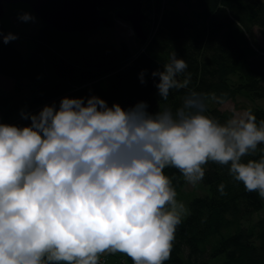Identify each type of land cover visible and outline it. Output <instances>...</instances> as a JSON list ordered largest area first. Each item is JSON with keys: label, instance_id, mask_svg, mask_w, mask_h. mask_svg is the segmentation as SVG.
Returning a JSON list of instances; mask_svg holds the SVG:
<instances>
[{"label": "clouds", "instance_id": "clouds-1", "mask_svg": "<svg viewBox=\"0 0 264 264\" xmlns=\"http://www.w3.org/2000/svg\"><path fill=\"white\" fill-rule=\"evenodd\" d=\"M187 69L172 52L152 73L163 101L187 90L175 109L65 97L58 109L23 114L29 125L0 123V264H100L105 253L164 264L188 214L168 168L196 186L209 162L227 166L264 199V119L251 108L224 121L210 115L222 98L190 89ZM218 191L226 195L223 183Z\"/></svg>", "mask_w": 264, "mask_h": 264}, {"label": "trees", "instance_id": "trees-1", "mask_svg": "<svg viewBox=\"0 0 264 264\" xmlns=\"http://www.w3.org/2000/svg\"><path fill=\"white\" fill-rule=\"evenodd\" d=\"M142 1L148 16L143 51L133 50L125 41L119 46L91 41L92 31L64 32L44 22L28 54L12 40L5 43L9 33L0 31V73L14 78L20 91L23 79L36 86L30 110L46 103L58 109L65 97L83 98L86 103L97 96L124 109L144 101L155 113L165 105L180 106L187 91L173 90L163 101L156 87L159 76L152 75L175 52L188 64L190 89L215 93L222 102L240 94L264 99V0ZM118 10L107 8L103 14ZM255 28L263 43L257 41ZM11 99V94L0 93V106ZM222 102H210L208 108L210 115L224 121L233 111L221 110ZM249 108L257 121L264 119V106ZM30 123L23 116L11 124ZM260 155L258 151L254 158ZM165 172L173 177L176 191L185 185L178 170ZM202 181L210 193L189 202V213L177 227L170 259L164 264H264V217L251 226L243 224L264 207V199L246 191L228 174L227 166L209 162ZM221 183L226 195L218 191Z\"/></svg>", "mask_w": 264, "mask_h": 264}, {"label": "rangeland", "instance_id": "rangeland-1", "mask_svg": "<svg viewBox=\"0 0 264 264\" xmlns=\"http://www.w3.org/2000/svg\"><path fill=\"white\" fill-rule=\"evenodd\" d=\"M25 14L30 15L31 19L28 21L22 20L21 17ZM117 15V12L107 13V23L112 21V24H101L96 30L90 33L89 39L91 41L112 43L117 46L122 41H125L133 50L137 52L143 51L146 43H143V40L138 36L129 21H125ZM43 24V19L30 4L26 2L6 3L4 14L0 18V31L4 30L7 33H12L16 37L12 41L28 54L34 45V37L38 34ZM255 31L257 41L263 43V38L258 28H255ZM15 82L16 80L14 78L0 73V93L12 95V99L7 106H0V123L11 124L23 117V114H36L45 105H53L46 103L30 110L28 103L31 100V95L35 92L36 86L31 84L29 80L23 79L21 83L24 89L20 91L16 89ZM253 105L264 106V99L251 100L246 94H240L236 99H229L218 104L221 110L227 109L233 112L243 111ZM209 193V186L203 181L196 186L185 182V185L177 191V200L185 204L189 213V202L196 196ZM261 217H264V207L255 212L250 220L243 221V224L251 226ZM102 256L108 259L107 264H134L130 260V257L123 253H105Z\"/></svg>", "mask_w": 264, "mask_h": 264}, {"label": "water", "instance_id": "water-1", "mask_svg": "<svg viewBox=\"0 0 264 264\" xmlns=\"http://www.w3.org/2000/svg\"><path fill=\"white\" fill-rule=\"evenodd\" d=\"M15 2L30 4L46 24L64 32L94 31L108 21L103 10L117 7V16L129 21L143 41L147 39L144 23L148 16L142 0H0V18L5 4Z\"/></svg>", "mask_w": 264, "mask_h": 264}, {"label": "built area", "instance_id": "built-area-1", "mask_svg": "<svg viewBox=\"0 0 264 264\" xmlns=\"http://www.w3.org/2000/svg\"><path fill=\"white\" fill-rule=\"evenodd\" d=\"M107 258H105L104 256L100 257V264H107Z\"/></svg>", "mask_w": 264, "mask_h": 264}, {"label": "crops", "instance_id": "crops-1", "mask_svg": "<svg viewBox=\"0 0 264 264\" xmlns=\"http://www.w3.org/2000/svg\"><path fill=\"white\" fill-rule=\"evenodd\" d=\"M107 261H108V259H107ZM119 264H121V263H119Z\"/></svg>", "mask_w": 264, "mask_h": 264}]
</instances>
